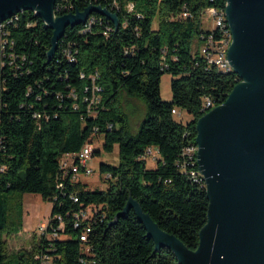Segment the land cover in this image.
Returning a JSON list of instances; mask_svg holds the SVG:
<instances>
[{"label": "trees", "instance_id": "1", "mask_svg": "<svg viewBox=\"0 0 264 264\" xmlns=\"http://www.w3.org/2000/svg\"><path fill=\"white\" fill-rule=\"evenodd\" d=\"M71 1L80 11L90 6L85 0ZM119 1L135 2V11L118 12L115 31L103 35L107 17L93 12L102 17V25L86 34L79 33L83 24L68 26L50 60L53 30L41 17L25 11L10 27L17 52L27 60L14 70L9 65L1 66L0 54V165L5 167L0 175V264H35L41 250L36 241L30 250L8 254L5 236L19 232L11 221L13 193L39 194L53 202L51 216L65 217L64 237L50 242L55 250L49 253L57 257V264H180L171 249H155L154 240L133 208L115 220L130 196L161 229L177 236L190 249L199 245L200 230L208 219L206 186L191 180L176 163L183 147L196 140L197 121L205 114V98H212L215 107L241 81L234 71L208 67L198 52L200 36L206 33L202 10L211 6L224 10L226 0ZM57 2L55 15L60 16L63 13L57 12ZM93 2L107 5L105 0ZM185 8L191 16L178 17ZM13 19L16 17L5 22ZM68 40L77 41L76 62L62 57V44ZM166 72L174 76L170 101L161 97V80ZM95 73L96 83L103 90L98 113L91 116L85 97ZM125 97L146 103L136 132L123 106ZM175 107L186 110L193 119L186 123L183 117L176 119L172 113ZM35 112L42 114L39 120ZM187 132L190 135L185 137ZM98 134H104L103 147L108 152L119 144V162L100 164L102 175H112L105 180L107 187L89 189L83 181L64 180L65 188L61 190V157L81 150ZM149 146L158 147L161 155L153 168L140 159ZM74 193L79 203L71 199ZM91 204L101 205L105 218L93 224V233L83 244L80 229L73 227L72 215L67 213ZM85 245L90 247L89 253L83 251Z\"/></svg>", "mask_w": 264, "mask_h": 264}, {"label": "water", "instance_id": "2", "mask_svg": "<svg viewBox=\"0 0 264 264\" xmlns=\"http://www.w3.org/2000/svg\"><path fill=\"white\" fill-rule=\"evenodd\" d=\"M56 0H0V21L36 10L53 30L50 60L68 26L97 12L119 26L117 13L100 5L54 17ZM233 41L228 59L240 75L227 99L197 121L198 167L209 198L199 245L188 248L130 196L115 220L133 208L155 249L167 247L180 264H264V0H226Z\"/></svg>", "mask_w": 264, "mask_h": 264}, {"label": "built area", "instance_id": "3", "mask_svg": "<svg viewBox=\"0 0 264 264\" xmlns=\"http://www.w3.org/2000/svg\"><path fill=\"white\" fill-rule=\"evenodd\" d=\"M98 2L99 0H85L86 3H90L89 5H100L102 7L108 8L110 11L117 13L121 12L125 9L128 13L135 11V2L129 1L126 4H122L119 0H112L109 2L105 0L107 5L103 4H94V2ZM76 3L71 0H59L57 2V12L68 14L74 13L76 11ZM25 12H17L16 19L11 20L10 22H5V25L0 28V54H1V66L5 67L9 65L14 70H19L24 62L27 60V57L22 53L17 52L16 40L11 37L10 27L14 24H17L18 20L21 17V14ZM208 15L210 19L211 26L206 30V33H203L200 36V46L198 48L199 55L205 60L208 67L214 66L218 70L223 72H231L233 71V67L228 59V51L230 47H226V20H225V12H223V8L211 6L208 7L201 12L202 24H203V16ZM138 17H142L141 14L137 15ZM191 16L190 11L185 8L178 17L180 18H188ZM108 23L104 26L102 31L103 35L109 36L113 31H115L116 24L112 19L107 18ZM103 20L102 17L97 16L95 13H91L83 24L81 30H79L80 34H86L90 32L95 26L102 25ZM113 23V24H109ZM33 25V23L29 22V26ZM126 25V22H125ZM128 52V51H127ZM77 41L68 40L64 41L61 47V54L64 59L68 62H76L77 61ZM166 67V64H165ZM207 67V68H208ZM16 71H14L15 73ZM98 73H95L91 76L92 85L86 87V91L89 94L85 97V101L87 102V110L91 116H95L98 113L97 106L101 102V92L103 87L96 83ZM81 78L85 77L84 73H81ZM30 89L28 94L30 93ZM71 95L76 98V95L71 92ZM215 102L212 98L206 97L204 102L202 103V111L207 112L208 109L211 108V104ZM77 107V105H75ZM172 113L176 116L182 117L183 110L181 108L175 107L172 110ZM34 117L39 120L42 117L40 112H35ZM109 129L112 128L110 124L108 126ZM98 128L95 129V133H97ZM190 133L187 132L184 136H189ZM199 147L195 141L188 142L182 149L181 156L177 161V167L184 173L189 174V178L194 182L205 183L204 177L198 167V161H196V151H198ZM95 153V148L93 147V143L91 141H87L81 150L73 153L65 154L60 159V168H61V182L58 184V187L61 190H64L65 183L64 180H70V182H78L82 180V177L89 176L93 174L94 170L89 167V161ZM160 151L156 146H149L146 148L143 155L140 156V159L148 160V158L152 159L154 162H157L160 159ZM5 170V167L0 165V175ZM103 177L105 180L112 178L110 173H104ZM71 199L79 203L80 198L78 194H71ZM68 215H72L71 221L74 228L80 229L79 240L83 244L88 242L90 235L93 233L94 227L93 224L100 220L103 221L105 218V213L103 212V207L97 204H91L87 206H81L79 209L73 211L72 213H67ZM38 246L41 247V250L36 255V263L35 264H55L56 256L50 254V250L54 249L52 247V240H56L64 237V233L66 232V221L65 217L61 214H55L51 216L47 222H42L40 224L38 230ZM49 242V246L45 248L46 242ZM55 250V249H54ZM83 251L85 253L90 252V247L86 245L84 246Z\"/></svg>", "mask_w": 264, "mask_h": 264}, {"label": "rangeland", "instance_id": "4", "mask_svg": "<svg viewBox=\"0 0 264 264\" xmlns=\"http://www.w3.org/2000/svg\"><path fill=\"white\" fill-rule=\"evenodd\" d=\"M211 21L208 15L203 16V27L207 29L211 26ZM153 27H158V20H155ZM174 78L173 74L166 72L161 80V97L164 100L170 101L172 99L171 82ZM123 106L129 116L133 131H137L140 121L143 119L146 111V103L141 99L136 98H124ZM184 122H189L193 119L192 114L183 110ZM180 120L179 116H175ZM104 134H98L94 136L92 140L95 152L89 161V167L94 172L89 176L82 177L84 183L87 184L89 189H105L108 183L105 181L102 172L100 171L101 163H109L116 165L119 162V144L116 143L113 151L108 152L104 149ZM156 162L148 158L147 166L149 168L155 167ZM11 206L14 209L11 221L19 228L18 233L5 236L8 242V254H16L20 250H30L38 242V230L42 222H47L52 215L53 202L51 200L44 199L41 195L36 193H13L11 195ZM19 206H14V205ZM22 209V211L20 210ZM57 264V263H55Z\"/></svg>", "mask_w": 264, "mask_h": 264}, {"label": "bare ground", "instance_id": "5", "mask_svg": "<svg viewBox=\"0 0 264 264\" xmlns=\"http://www.w3.org/2000/svg\"><path fill=\"white\" fill-rule=\"evenodd\" d=\"M55 4H56V1H55ZM226 5H227V2H226ZM25 11H33L36 15H38V12L36 10H24V9H22L20 12H25ZM53 11H54V17H57L55 15V5H54V10ZM223 12H225V20H226V47H230L231 44H232V41H233V35H232L230 24H229L228 19H227L226 8L223 10ZM12 16L16 17V13L12 14L10 17H8V18H6V19H4V20H2L0 22H5L7 19L12 18ZM43 21L46 24V21L45 20H43ZM0 28H1V26H0ZM212 108H214V106L211 104V108L210 109H212ZM210 109H208V110H210ZM196 154H198V151H196Z\"/></svg>", "mask_w": 264, "mask_h": 264}, {"label": "crops", "instance_id": "6", "mask_svg": "<svg viewBox=\"0 0 264 264\" xmlns=\"http://www.w3.org/2000/svg\"><path fill=\"white\" fill-rule=\"evenodd\" d=\"M18 234H20V233H18Z\"/></svg>", "mask_w": 264, "mask_h": 264}]
</instances>
